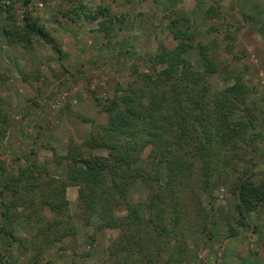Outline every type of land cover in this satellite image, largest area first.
<instances>
[{
    "label": "trees",
    "instance_id": "trees-1",
    "mask_svg": "<svg viewBox=\"0 0 264 264\" xmlns=\"http://www.w3.org/2000/svg\"><path fill=\"white\" fill-rule=\"evenodd\" d=\"M32 1L0 0L6 42L29 49L37 38L61 58V48L27 9ZM149 1L153 4L150 13L140 10L136 15L142 27L149 29L154 26V12L163 4L161 26L144 34L148 49L131 51L128 74L132 79L119 84L106 98L95 97L106 121L95 123L80 143L69 140L65 153L52 150L55 163L63 164L64 174H52L31 150V156L15 163L13 171L0 181V264H8L13 251L17 258L25 259V264H43L45 253L57 244L60 249L77 252V231L66 195L71 185L76 187V201L87 225L96 216L97 229L119 230L108 245L104 264H190L196 258L190 246L193 236L202 232L211 237L209 225L216 222L210 214L212 204L203 203L196 190L211 195L221 179L235 176L229 180L235 194V213L232 221H227L232 224L229 237L239 234L234 224L247 225L251 213L264 207V180L256 181L252 170L262 163L260 160L264 162V150L255 145L262 139L255 111H264L263 97H259L253 81L247 83L242 77L248 64L244 61L234 69L227 60L243 58L244 51L233 52L236 30L250 20L238 19L236 25L218 20L202 31L199 20L229 15L237 0H227L231 8L226 6L229 9L224 12L222 0H194L191 9L178 5V0ZM93 3L60 0L57 13L74 22H95V31L105 42L113 43L117 25L122 27L128 13H118L106 0ZM217 29L222 33L220 40L215 35ZM255 31L264 41V23ZM194 46L201 68L185 57ZM214 76L220 78L222 86L212 81ZM248 97L250 105H241ZM3 105L0 97V149L10 125ZM240 108L242 113L238 114ZM240 139L244 143H237ZM97 148L106 153L94 152ZM241 148L245 155L240 157L237 153ZM241 160L250 166L238 172ZM220 162L230 169L219 171ZM5 170L0 164V175ZM230 171L234 173L231 176ZM138 180L148 189L143 200L132 195ZM45 209L51 215L47 216ZM20 219L25 220L28 236L17 233ZM67 236L74 241L66 242ZM88 253L84 250L79 254Z\"/></svg>",
    "mask_w": 264,
    "mask_h": 264
},
{
    "label": "rangeland",
    "instance_id": "rangeland-1",
    "mask_svg": "<svg viewBox=\"0 0 264 264\" xmlns=\"http://www.w3.org/2000/svg\"><path fill=\"white\" fill-rule=\"evenodd\" d=\"M98 1L93 0V4ZM106 1H109L118 13H128L123 17L122 27L119 28V24L117 25L118 34L112 39L114 44L107 43L101 38L95 31V22L84 20L74 22L60 17L57 13L60 0H33L29 4L27 9L39 18L46 31L61 48V58L58 52L37 38L29 49L8 44L2 32L5 13H0V97L4 102L3 111L7 112L10 118V125L0 149V164L6 168L5 174L0 175V181L7 173L13 171L15 163H23L32 151L39 162L47 164L52 174H64V166L55 163L52 150L54 149L57 154L65 153L69 140L80 143L87 137L95 123L105 122L106 115L100 110V106L96 105L95 97L106 98L119 84H126L132 79L128 74L131 51L142 53L148 49L143 42L144 34L160 28V17L165 5L157 8L152 18L154 26L147 29L142 27V21L136 12L144 10L149 14L153 9V4L149 0ZM165 4L168 5V2L165 1ZM221 4L223 12L224 9L231 8L227 0H222ZM169 5L171 7L170 3ZM178 5L191 9L194 0H178ZM61 6L64 8L66 4L61 3ZM232 7L234 8L228 11L229 15L220 14V19L211 17L199 20V27L204 31L208 26L216 25L218 20L219 23L229 22L233 25L238 23V19L250 20L243 21V27L236 30L237 38L233 52L244 51L243 58L231 61L228 57L227 60L234 69L241 67L244 61L248 64V70L242 73V77L247 83L251 81L255 83L254 87L259 97L260 94L263 97L260 102L264 108V41L255 31V28L264 23V0H237ZM21 12L18 10L19 14ZM215 35L220 40L221 30L217 29ZM185 57L194 67H202L195 46L186 51ZM212 81L223 85L217 76L212 77ZM250 103L251 98L248 97L241 105ZM239 111L242 113L241 108L238 109V114ZM255 115L257 128L262 132V139L256 141L255 145L264 150V111L260 112L257 109ZM237 143L244 142L240 139ZM94 152L105 154L106 150L97 148ZM147 152L148 147L143 150L141 164L145 161ZM237 155L240 157L245 155L244 149L238 150ZM223 159L222 156L221 160ZM260 161L261 164L252 168L256 181L264 180V162ZM219 165L217 168L223 173L231 167L224 166L221 162ZM249 166L250 163L239 161L238 172ZM233 174L229 172L230 176ZM195 177L193 175V178ZM234 178L235 176H232L229 180ZM229 180L221 179L211 191V195L196 190L202 196L203 203L208 205L210 201L212 204L209 206L210 214L216 222L209 225L211 237L200 232L195 234L194 241H191L190 232V246L196 253V258L191 260L190 264H264V256L261 257L262 252L264 253V207L258 212L251 213L247 225L234 224L239 234L228 236L231 223L227 221H232L231 215L235 213V194L230 190ZM147 190L143 182L136 181L132 188L133 198L143 200ZM66 195L72 223L77 231L75 237L77 252H73L72 248L60 249L57 244L45 253L42 262L104 264L108 245L119 230L97 229L99 219L96 216L93 217L91 225H87L76 201V187L68 186ZM189 209L193 211L191 204ZM44 213L47 216L51 215L48 209H45ZM26 228L24 219L17 221L16 230L20 236H28ZM71 238L68 237L66 242L74 241L70 240ZM256 249L258 252H254ZM84 250L89 251L88 255L80 256L79 253ZM24 260L21 257L17 258L16 252L13 251L8 264H25Z\"/></svg>",
    "mask_w": 264,
    "mask_h": 264
},
{
    "label": "crops",
    "instance_id": "crops-1",
    "mask_svg": "<svg viewBox=\"0 0 264 264\" xmlns=\"http://www.w3.org/2000/svg\"><path fill=\"white\" fill-rule=\"evenodd\" d=\"M67 190H68V187H67ZM254 252H258L257 249H256V251H254ZM262 256H264V253H263V252H262V254H261V257H262ZM263 259H264V258H263ZM241 264H243V263H241Z\"/></svg>",
    "mask_w": 264,
    "mask_h": 264
}]
</instances>
